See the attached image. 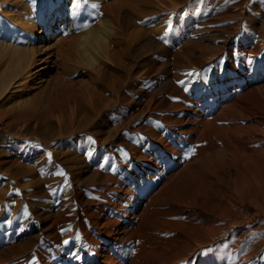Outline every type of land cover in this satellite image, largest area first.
Returning a JSON list of instances; mask_svg holds the SVG:
<instances>
[{
  "label": "rangeland",
  "instance_id": "obj_1",
  "mask_svg": "<svg viewBox=\"0 0 264 264\" xmlns=\"http://www.w3.org/2000/svg\"><path fill=\"white\" fill-rule=\"evenodd\" d=\"M0 6V42L43 59L49 50L53 66L38 82L36 60L24 86L0 100V264H264L263 177L223 175L217 155L196 157L203 142L177 123L212 118L264 85V0ZM101 26L111 58L91 38ZM92 95L101 107L87 102ZM73 101L92 116L76 115ZM59 107L74 130L63 141L16 137L36 120L57 132ZM108 127L112 136L95 132ZM107 216L118 223L103 228Z\"/></svg>",
  "mask_w": 264,
  "mask_h": 264
},
{
  "label": "bare ground",
  "instance_id": "obj_2",
  "mask_svg": "<svg viewBox=\"0 0 264 264\" xmlns=\"http://www.w3.org/2000/svg\"><path fill=\"white\" fill-rule=\"evenodd\" d=\"M12 1H14V0H0V2H2V3L5 2L8 4H11ZM170 4H171V2H170ZM164 5H166V4H164ZM1 13H2V11H1ZM10 17L14 21H17L19 16L17 14H14ZM100 25H103V24H100ZM30 28L31 29L33 28V24ZM32 30H30V31H32ZM103 31H104L103 26H101V28L99 30H97L96 32L91 31V38L95 41V43L98 46V50L96 51V53H98L99 55H104V57H106V58H111V57H113L114 52H113L112 48L109 47L108 43L104 44L103 40L105 38L103 36ZM59 39H61V38H59ZM2 48L6 49V52L2 56L6 55L8 60L5 61L6 66L0 72V100L8 99L9 97H11L15 93V91L17 92V90H19L22 86H24L25 81L28 80L27 76H28L31 68L33 67V65L36 63L35 62L36 60H39V62H37V63L44 64V66L38 67L35 69V71H33V72H37V73L39 72V74H41L40 80L38 82L45 81L46 78L44 79V76L45 75L47 76L49 71H51V69L53 67V66H51V68H50V66H49V63L51 62L49 57L52 56L51 55L52 52L49 50L45 52V54H47L46 59L45 58L43 59L42 57H36L34 47L33 48H30V47L19 48V47H13V46L8 45L6 43L0 42V49H2ZM252 49H253V47H252ZM85 56H89V54H85ZM85 56H84L83 60L87 61V57H85ZM95 59L96 58H94L93 61ZM98 61L99 60H97V62ZM97 71H100L99 64L97 66ZM238 80H240V79H238ZM241 80H242V78H241ZM165 84H168V82ZM173 90H176V89L174 88ZM221 90H222V88H221ZM227 91H229V90H227ZM176 92H177V90H176ZM86 100L90 105H92L94 107H98V106L101 107L98 99L94 95H92L91 97H89ZM126 100H127V98H126ZM73 102H74L73 107L75 108V110L73 112H75L76 115H80V113H81V115H87L88 117L92 116L89 111L82 112V108H83L82 105H84L83 103H77L76 101H73ZM190 102H191V100H190ZM126 103H128V102H126ZM214 104H215V102H214ZM218 104H220V103H218ZM168 106L170 108L175 109L177 106H179V104L178 105H168ZM192 106H193V104H192ZM103 108H105L104 105L102 108H100V110ZM188 108H189V106H188ZM28 110H30V109H28ZM57 110H58V113H57L56 120H59L57 123L59 126L57 132L46 131L44 129L45 127H43V126L39 127L37 125L38 120H36L34 124H31V122H25L23 125L24 129L16 137L25 138L28 136L33 137V135H37L38 137H40V139H42L43 142H57V141L61 142V141H63L65 138L68 137V135L70 133H73V131H74L73 130V124H72V122L70 123L66 120V119H68V115L64 114V111H63V109L61 110V107H59ZM61 111H63V112H61ZM192 116H193V114H192ZM34 117H35V115H34ZM176 117H178V116H176ZM26 118H29V117H26ZM50 119H52V118H50ZM219 121L222 124H217V122H219ZM50 122H52V121H50ZM50 122H48V123L50 124ZM177 123L178 124L180 123L181 129H183V131L180 135L186 133V136H187V134H189L188 135V139H189L188 141L192 142V144L193 143L198 144L199 142H203L204 145L197 149L196 157L203 156L204 154H213V155L215 154V155H217V157H218L217 161H218L219 169H220L219 171H221V173L223 175H227V176L234 175L237 178V180L243 179V181H254L258 177H263L261 179L262 180L264 179V85L261 88L254 87V88L248 90L247 92H244L240 96H237L234 100H232L228 104L224 105L222 107V109H220V111L212 118L207 119L205 116H203L202 118H199L196 121H194V120L192 121V120L188 119V120H184V121H178ZM50 126H51V124H50ZM9 130L15 132L12 128H5L6 133ZM110 130H111V127H108L106 130H102V128H101L95 132H96V134H97V132H100L105 137H109V136L113 135V133H112L113 131L112 130L110 131ZM97 135H99V134H97ZM105 137L104 138L102 137L100 139L104 140ZM176 137H177V135H176ZM191 145H189V146H191ZM184 147H186V146H184ZM21 148H23V146ZM179 148H181V147H179ZM19 149H18V151H19ZM56 151H58V150H56ZM57 154L60 155V157H57L60 159H62L64 157H66V159L72 157V155L69 152L58 151ZM160 154H161V152H160ZM158 156H161V155H158ZM14 157H16V156H14ZM3 161H5V160H3ZM165 161H167V160H165ZM9 162L14 163L15 160H12ZM18 163H20V162H18ZM64 166H65V164H64ZM73 168H75V167H73ZM148 172H149V170H148ZM152 173H154V172H152ZM258 180H259V178H258ZM245 184H248V183L246 182ZM98 194H100V193L98 192ZM184 206L187 207V205H184ZM178 211L182 212V209L178 208ZM101 217L102 216H96L95 217L96 220L92 221L94 226H96L97 221ZM108 223L116 225L118 223V221L111 220L110 217L107 216L105 218V221H104L102 227L106 228ZM171 226H173V225H171ZM108 232L104 231V233H106V235L108 234ZM124 232H125V227L119 229L118 231L115 230V232L113 234L116 238L119 234L124 235ZM200 243H201V241L196 242V244H199V246H200ZM124 244H125V242H124ZM151 253L153 255L154 251H152ZM104 256H106V255H104ZM170 257H172V256H170ZM106 261L108 262V260H106Z\"/></svg>",
  "mask_w": 264,
  "mask_h": 264
},
{
  "label": "snow or ice",
  "instance_id": "obj_3",
  "mask_svg": "<svg viewBox=\"0 0 264 264\" xmlns=\"http://www.w3.org/2000/svg\"><path fill=\"white\" fill-rule=\"evenodd\" d=\"M170 25H169V30H170ZM169 30H166L165 31V33H164V36L166 37V36H168V34H169ZM161 39H163V37H161ZM59 175H63V173H58ZM65 243H67V241H65Z\"/></svg>",
  "mask_w": 264,
  "mask_h": 264
}]
</instances>
